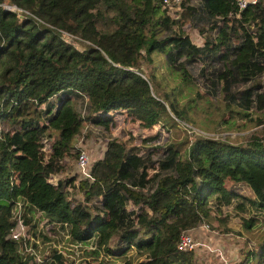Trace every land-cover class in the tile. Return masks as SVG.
<instances>
[{
  "label": "trees",
  "instance_id": "1",
  "mask_svg": "<svg viewBox=\"0 0 264 264\" xmlns=\"http://www.w3.org/2000/svg\"><path fill=\"white\" fill-rule=\"evenodd\" d=\"M4 1L29 13L18 18ZM180 7L200 43L179 24L173 28L178 18L161 0H0V264H34L31 254H15L9 238L31 136H52V155L40 171L47 176L60 169L62 147L83 121L105 131L112 110L147 127L169 113L182 118L173 97L158 91L153 72L141 75L140 52L147 63L152 51L163 52L172 72L199 81L205 93L264 113V0L241 9L235 0H180ZM60 30L82 40L81 48ZM255 122L262 124L259 133L240 141L197 133L182 149L167 140L156 152L154 144L141 153L108 138L88 175L44 183L47 198L64 209L74 239L95 236L112 254L132 245L145 255L137 264H197L195 250L176 243L208 217L210 202L219 208L235 199L243 208L246 200L264 210V118ZM74 193L86 204L68 205ZM250 252L263 260L264 249ZM50 255L48 264H65L61 253Z\"/></svg>",
  "mask_w": 264,
  "mask_h": 264
},
{
  "label": "rangeland",
  "instance_id": "2",
  "mask_svg": "<svg viewBox=\"0 0 264 264\" xmlns=\"http://www.w3.org/2000/svg\"><path fill=\"white\" fill-rule=\"evenodd\" d=\"M177 18L173 28L177 29L179 24L182 32L188 34L192 41L200 43L202 39L197 33V27L192 25L189 18L179 15ZM61 37L81 48L79 42L82 40L75 41L74 36L68 32H61ZM142 56L143 53L140 52L137 60L141 75L146 78L150 71L153 72L158 91H167L173 97L176 107L183 110L182 118L169 113L170 115H163L158 122L147 127L137 120L127 119L124 111L112 110L109 114L113 123L105 131L94 129L93 124L83 121L70 144L62 147L60 169L47 176L42 175L40 171L42 164L52 155V136H31L21 167V186L11 204L13 217H29L28 222H22L19 238H11L15 244L16 255H29L31 251L34 260H37L34 264H46L45 258L58 248L66 259L65 264H137L145 255L143 252L138 253L132 245L123 253L112 254L106 253L102 247L95 244V236L84 240L74 239L72 224L65 218L64 209H61L60 205L51 204L43 184H54L58 178L64 179L73 175L74 181H77L85 176L84 171H80L76 165L77 153L81 150L86 153L85 171L88 172L90 163L101 156L108 138L120 140L126 147L141 153L147 146L154 144L150 148L156 152L160 150V143L167 140L182 149L187 143L185 139L191 140L197 133L236 142L240 141L241 135L258 132L262 126L255 122V119L264 118L263 112L242 109L234 103L226 102L220 96H210L205 93L199 81L187 76L182 78L179 72H172L163 52L152 51L150 63L143 61ZM194 63L200 64L197 59ZM54 100L56 102L55 98ZM73 103H76L75 98ZM3 127V122H0V128ZM31 177L34 179L30 180ZM240 186V192L245 191L250 195L246 185ZM76 201L86 204L82 193L68 195V205ZM236 201L232 199L231 203L220 205L219 208L210 202L208 217L201 219L190 230L198 243L194 254L197 264H236L243 260L244 264H264V255L263 260H258L249 253L254 251L258 255L263 252L264 210L256 209L246 200L243 208H239ZM127 207L130 208V204ZM249 218L251 220L247 226L245 223ZM204 224L207 225L206 228L203 227Z\"/></svg>",
  "mask_w": 264,
  "mask_h": 264
},
{
  "label": "built area",
  "instance_id": "3",
  "mask_svg": "<svg viewBox=\"0 0 264 264\" xmlns=\"http://www.w3.org/2000/svg\"><path fill=\"white\" fill-rule=\"evenodd\" d=\"M255 1L256 0H235L237 6L240 9L243 8L246 4H248V3H254ZM161 3H162L163 6L166 7L167 12H168V14L171 17L177 18V16L179 15V12L181 10L180 0H161ZM2 7L5 8V9H7V10L14 11L15 14H16V16L18 18H22V16L25 13H29L26 9H23L21 7H18L17 5H15L13 3H9L8 1H4L2 3ZM61 32H63V31H61ZM76 165L80 169V171H84L83 174L88 175V172L85 171V169L87 167V156H86V153L83 150L79 151L77 153V155H76ZM11 218L14 220V223H13L12 227L9 229L10 230L9 231V238L10 239L12 238V239L16 240V239L19 238L20 229L23 226L22 222L24 223V221H23L22 216H19V217L16 218V217H13L11 215ZM203 227L206 228L207 225L204 224ZM197 244L198 243H197L196 240H194L191 232L183 231V232H181L179 234V238H178V241L176 243V247L179 250H184V251L185 250H191V249H194L195 250ZM60 251L61 250H59L57 248L54 251H52V253L53 252H59V253H61ZM29 254H31L33 256V254L31 253V251H29ZM50 256L51 255H48V258H45L47 260V263L46 264H48V262L51 260V257ZM36 261L37 260H34L35 263H36Z\"/></svg>",
  "mask_w": 264,
  "mask_h": 264
}]
</instances>
